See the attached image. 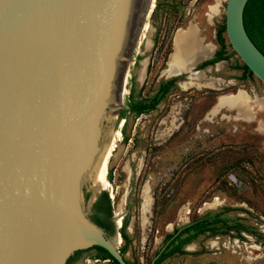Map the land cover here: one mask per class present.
Instances as JSON below:
<instances>
[{"label":"water","instance_id":"1","mask_svg":"<svg viewBox=\"0 0 264 264\" xmlns=\"http://www.w3.org/2000/svg\"><path fill=\"white\" fill-rule=\"evenodd\" d=\"M246 2L226 0L225 34L264 84V53L243 23ZM151 4L0 0V264H69L94 246L128 264L117 215L109 234L91 213Z\"/></svg>","mask_w":264,"mask_h":264},{"label":"rangeland","instance_id":"2","mask_svg":"<svg viewBox=\"0 0 264 264\" xmlns=\"http://www.w3.org/2000/svg\"><path fill=\"white\" fill-rule=\"evenodd\" d=\"M225 2L153 1L129 65L125 108L130 88L136 97H147L161 79L177 76L168 74L167 63L179 33L192 31L200 44L216 41ZM229 50L230 60L217 67L194 65L191 72L178 74L184 76L156 108L138 116L128 113L125 123L123 109L115 116L104 191L112 216L121 225L128 217L130 243L124 257L130 262L150 264L167 233L207 211L229 208L225 216L264 233V84L253 74L241 78L243 70L234 65L243 62ZM219 95L225 96L218 100ZM121 239L119 249L125 243ZM261 239L233 230L205 233L187 244L185 253L161 264H264ZM77 263L112 264L95 258L93 251L72 264Z\"/></svg>","mask_w":264,"mask_h":264},{"label":"trees","instance_id":"3","mask_svg":"<svg viewBox=\"0 0 264 264\" xmlns=\"http://www.w3.org/2000/svg\"><path fill=\"white\" fill-rule=\"evenodd\" d=\"M158 5L159 4H157L155 7ZM243 23L250 39L264 53V0H247L243 11ZM224 31V25L216 31V41L220 47L216 51L214 57L202 61L196 66V69H201L206 65L216 63L220 60L230 59L232 53L225 54L227 45L225 42L226 37L224 35ZM234 67L243 70L241 78L246 77L247 74L252 75V72L243 63L240 65L236 64ZM183 76L184 75L182 74L168 79H161L157 83L156 90L147 97H136L134 95L133 89L130 88L131 91L127 97V107L121 111L120 118L125 123L128 113H134L135 116H138L141 113H146L156 108L157 105L166 97V95L175 87L177 81ZM228 210L229 208H222L219 211H207L204 214L192 219L189 223L181 227L174 228L172 232L165 235L162 244L155 252L154 259L150 264H161L165 259L172 256L173 254L185 253L186 250L184 247L205 233L217 234L219 232H228L233 230L239 236L242 232H247L258 235L260 238H262V234L258 232V230L253 228L251 225L242 222L241 219L229 218L225 216L224 213ZM111 216L112 211L110 198L106 191H102L92 204L91 218L96 223H98L99 226L104 228L109 234H112L114 232V227L109 220ZM127 223L128 217L125 216L123 217L122 225L119 228L120 235L125 242L124 245L119 249L123 255L128 244L130 243L129 236L125 232ZM93 248L96 250V253L94 254L95 258L108 259L112 264H119L106 249L100 246H94ZM80 253H78L74 259ZM126 261L128 264H138L137 262H130L127 259Z\"/></svg>","mask_w":264,"mask_h":264},{"label":"bare ground","instance_id":"4","mask_svg":"<svg viewBox=\"0 0 264 264\" xmlns=\"http://www.w3.org/2000/svg\"><path fill=\"white\" fill-rule=\"evenodd\" d=\"M153 1L154 0H152V4L150 6V9H149L147 16L150 14V11L154 7ZM145 25H146V23L144 22L142 31H144ZM198 44L199 43L195 37V34L192 31L179 33L177 36V39H176V51L174 48L175 55L172 57L171 62L169 60L170 71L168 72V74L178 73V72H180V70H183V67L188 63V61L194 57V53L196 50H198V47H199ZM133 62H134V60H133ZM127 76H128V74H127ZM124 90H125V88H124ZM124 90L122 92V96L124 95ZM223 96H225V95H222L220 97H223ZM220 97L218 98V100L220 99ZM245 107H246L245 104L242 105V113H241L242 115L244 114L243 112L246 111ZM114 134H115V132H114ZM115 138H116V136L114 137V135L111 138V142L109 143V146L107 148L102 167L98 172V176H97V179L95 182L96 185H98L99 187H102V188H105V184L107 182L106 181V175H107V171H108V161H109L111 153L114 149ZM111 192H112V190H111ZM149 205H150V198H149V196H147V197H145V202H144V209H143L144 214H147L148 209H149ZM117 224H119V225L121 224V221L118 219H117Z\"/></svg>","mask_w":264,"mask_h":264},{"label":"crops","instance_id":"5","mask_svg":"<svg viewBox=\"0 0 264 264\" xmlns=\"http://www.w3.org/2000/svg\"><path fill=\"white\" fill-rule=\"evenodd\" d=\"M186 29H183V30H186ZM176 32H175V34H176ZM196 34H197V31H196ZM197 39H198V35H197ZM225 42H226V45H227L226 46V53L225 54H229L230 53V50H229L230 49V46L228 45L227 38H226ZM198 43H199L198 44L199 47H198V50L195 51L194 57L191 60L188 61V63L183 67V70H180V72H187L194 65L197 66L198 65L197 63L200 64L204 60L213 58L214 55H215V53H216V51L220 47L219 44L216 41L212 40V39L209 42H206L205 44L204 43L203 44H200L199 41H198ZM173 47L175 48V46H174V37H173ZM222 61H228V60H220V61H218L216 63L206 65L203 68H208V67H213V66H216L217 67V66H219L222 63ZM196 66H195V68H196Z\"/></svg>","mask_w":264,"mask_h":264},{"label":"flooded vegetation","instance_id":"6","mask_svg":"<svg viewBox=\"0 0 264 264\" xmlns=\"http://www.w3.org/2000/svg\"><path fill=\"white\" fill-rule=\"evenodd\" d=\"M110 222L112 223V221H111V217H110ZM113 224V223H112ZM246 234H249V235H253L252 233H247V232H245ZM261 234H262V239L261 240H263V241H261L262 242V244H264V233H262V232H260ZM90 251H93L94 252V254L96 253V250L92 247V248H89V249H87V250H85V251H83L82 253H80L70 264H72L76 259H78V258H80L81 256H83L84 254H86V253H88V252H90Z\"/></svg>","mask_w":264,"mask_h":264}]
</instances>
